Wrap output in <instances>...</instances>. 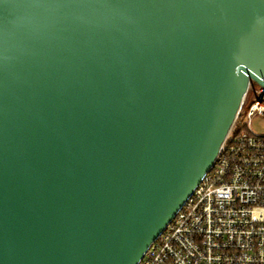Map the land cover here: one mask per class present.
Returning <instances> with one entry per match:
<instances>
[{
    "label": "water",
    "instance_id": "95a60500",
    "mask_svg": "<svg viewBox=\"0 0 264 264\" xmlns=\"http://www.w3.org/2000/svg\"><path fill=\"white\" fill-rule=\"evenodd\" d=\"M263 79L264 0H0V264H137Z\"/></svg>",
    "mask_w": 264,
    "mask_h": 264
},
{
    "label": "built area",
    "instance_id": "2783aa9c",
    "mask_svg": "<svg viewBox=\"0 0 264 264\" xmlns=\"http://www.w3.org/2000/svg\"><path fill=\"white\" fill-rule=\"evenodd\" d=\"M252 83L212 167L137 264H264V135L250 128L264 85L244 110Z\"/></svg>",
    "mask_w": 264,
    "mask_h": 264
},
{
    "label": "rangeland",
    "instance_id": "374dc122",
    "mask_svg": "<svg viewBox=\"0 0 264 264\" xmlns=\"http://www.w3.org/2000/svg\"><path fill=\"white\" fill-rule=\"evenodd\" d=\"M256 94H257V85L256 83H252V88L250 89L249 96L244 106V110H246L250 106ZM246 123L247 121L242 119L240 121V126H243V124ZM250 128L254 133L264 135V116H259V115L253 116L250 120Z\"/></svg>",
    "mask_w": 264,
    "mask_h": 264
}]
</instances>
